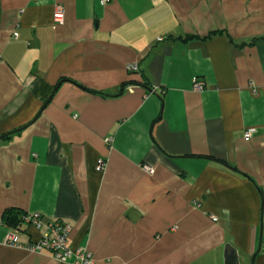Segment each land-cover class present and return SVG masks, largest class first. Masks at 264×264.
Segmentation results:
<instances>
[{
  "label": "crops",
  "instance_id": "1",
  "mask_svg": "<svg viewBox=\"0 0 264 264\" xmlns=\"http://www.w3.org/2000/svg\"><path fill=\"white\" fill-rule=\"evenodd\" d=\"M8 208L95 264H264V0H0V264H72Z\"/></svg>",
  "mask_w": 264,
  "mask_h": 264
},
{
  "label": "built area",
  "instance_id": "2",
  "mask_svg": "<svg viewBox=\"0 0 264 264\" xmlns=\"http://www.w3.org/2000/svg\"><path fill=\"white\" fill-rule=\"evenodd\" d=\"M111 0H100L101 3H109ZM65 15V8L62 4H57L54 12V18L57 22H63ZM129 70L137 71L139 66L137 62H133L128 65ZM204 81L194 78V89L203 90ZM252 134V129H249L245 133V137H250ZM26 223L33 225L35 228L42 230V237L33 243L24 244L20 240V236L17 232L10 233L6 239V243L9 245L25 248L33 253L39 252H49L56 259L64 262L71 263V259L75 258L72 264H95L94 256L87 253L85 248L76 247L74 249L68 248L66 245V237L69 230V225L67 229L63 231V235L60 233L62 231V226L57 223V220L44 221L40 213H32L24 217ZM217 220L214 217V221ZM62 249L61 251H54V249Z\"/></svg>",
  "mask_w": 264,
  "mask_h": 264
},
{
  "label": "trees",
  "instance_id": "3",
  "mask_svg": "<svg viewBox=\"0 0 264 264\" xmlns=\"http://www.w3.org/2000/svg\"><path fill=\"white\" fill-rule=\"evenodd\" d=\"M193 37H195V36H192V38ZM189 39H190V37H188ZM143 76H144V74H143ZM65 78H62V80H64ZM200 79V78H199ZM146 85H148L147 84V82L146 81H143ZM25 215H26V213H23L20 209H13V208H8L7 210H6V212L4 213V215H3V220L6 222V223H8L9 225H12V226H14V227H20L21 226V224L23 223L22 221L24 220V217H25ZM55 220H57V223H59L61 226H62V231L60 230V233L63 235L64 233H63V231L65 230V229H67V225H69V230L70 231H68V233H67V237H66V239H67V241L65 242L66 243V245L65 246H68V248H72V249H74V248H76V247H82V248H85V247H83V246H76V245H74L72 242H71V235H72V227H71V225L68 223V222H66V221H64L63 219H61V218H57V219H55ZM21 228V227H20ZM38 229V228H37ZM39 230H41V229H39ZM42 237V230H41V236H40V238ZM62 249L60 248V249H54V251H61ZM85 250H86V248H85ZM86 252L87 253H90V254H92L93 255V253H91L90 251H87L86 250ZM67 263H69V262H67Z\"/></svg>",
  "mask_w": 264,
  "mask_h": 264
},
{
  "label": "water",
  "instance_id": "4",
  "mask_svg": "<svg viewBox=\"0 0 264 264\" xmlns=\"http://www.w3.org/2000/svg\"><path fill=\"white\" fill-rule=\"evenodd\" d=\"M224 264H241L238 251L231 245H226Z\"/></svg>",
  "mask_w": 264,
  "mask_h": 264
},
{
  "label": "clouds",
  "instance_id": "5",
  "mask_svg": "<svg viewBox=\"0 0 264 264\" xmlns=\"http://www.w3.org/2000/svg\"><path fill=\"white\" fill-rule=\"evenodd\" d=\"M205 83V82H204ZM204 88H205V85H204ZM33 213H40V212H33ZM30 214H32V213H30ZM41 215H42V218H43V214L42 213H40ZM27 215H29V214H26L25 216H27ZM44 219V218H43ZM44 221H49V220H44ZM23 223H26L25 222V220H23L22 221ZM28 224V223H27ZM31 225V224H30ZM33 226V225H32ZM34 227V226H33ZM18 234H19V236H20V233H19V231H16ZM12 233H14V232H12ZM40 239V238H39ZM38 239V240H39ZM20 240H21V238H20ZM36 242V241H35ZM30 243H33V242H30ZM25 244V243H24Z\"/></svg>",
  "mask_w": 264,
  "mask_h": 264
}]
</instances>
